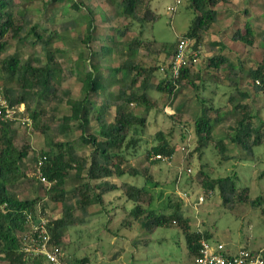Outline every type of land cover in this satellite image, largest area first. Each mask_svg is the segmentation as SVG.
Masks as SVG:
<instances>
[{
  "label": "trees",
  "instance_id": "trees-1",
  "mask_svg": "<svg viewBox=\"0 0 264 264\" xmlns=\"http://www.w3.org/2000/svg\"><path fill=\"white\" fill-rule=\"evenodd\" d=\"M51 1L55 0L41 2L42 7ZM110 1L116 6L115 15L124 13L125 17L130 18V22L123 29L118 28L117 32L121 37L126 35L130 23L139 22L142 25L145 21L153 22L157 17L156 12L150 7L151 0ZM220 1L225 0H189L193 15L182 35L194 37L196 44L201 45L204 32L216 21L214 7ZM15 4V0H0V72L10 79L9 83L2 86V91L9 105L23 104L21 114L30 120L29 129L40 131L46 137V142L44 149L35 151L30 157L32 165L28 166L24 163V159L34 151L28 130L25 129L21 135H17V129L13 126L15 123H12L14 120L8 122L0 118V261L7 264H49L43 256L31 254L23 249V240L31 228V221L45 218L50 243L60 245V229L69 227L75 229L77 225L87 221L85 218L88 214L87 207L95 203L101 206L98 215L103 218L106 213L107 218L109 217L106 223L111 221L109 210L112 214L118 207L120 212L127 211L126 218L116 228L118 232L120 226H124L128 232H131L134 226H140L151 234L160 225L171 224V221L177 222L185 234L187 249L194 259L198 254L200 240L208 241L211 234L205 229L199 231L191 227L190 220L182 207L181 197H187L185 189L182 192L172 187V192L175 194L176 191L177 199L180 201L172 202L170 196L164 207L154 208L153 192L146 186L149 179L147 170L150 164L163 161L152 157L155 154L166 155L167 159L163 162L167 164L171 162L174 166V154L183 151L176 168L180 166L185 176L189 177L191 154L194 150L200 152L202 147L208 145L216 148L222 160L230 159L231 156L226 153L224 139L215 141L212 136L214 125L220 121L227 124L225 132L229 140L239 144L246 155H253L255 146L264 145V119L257 116L250 103L240 100V97L247 98L249 94L246 90L237 88L239 84L235 79L237 71L233 69L234 65L229 57L220 51L218 55L209 58L207 68L217 71L224 67L226 70L227 85L231 88L226 100L231 105L230 112L224 117L219 116L221 106H215L211 97L208 103L198 94L199 110L192 118V133L195 139L192 140L190 131H186L188 138L181 143L172 142L171 136L176 130L175 127L171 126L168 134L163 130V120L156 124L153 132L149 131V127L152 126V121H156L159 113L162 117L166 116L176 121L179 120L176 119V114L180 112L174 114L165 112L163 106L158 107V102L151 96L150 91L171 96L172 99L169 104L167 103L171 106L177 90H185L189 86L194 89L199 87V83L195 80L201 72L194 68L196 63L182 67L179 75L174 77L169 68H161L167 64L168 59H164L160 64L154 62L146 65L139 55V59L132 58L134 53L138 54L140 48L146 51L152 50L153 40L144 39L139 34L131 37L128 42L113 40L111 43L101 45L99 49L89 48L91 53L87 57L81 51L75 56H69L59 47L48 51L52 43L62 39L63 31L78 25L77 19L95 22L94 15L98 9L82 0H74L72 6L76 10L75 16L57 21L54 27L51 24L40 30L39 24L33 22V12L23 8L20 11L16 10ZM99 16L102 20L105 19L103 13L100 12ZM93 32L92 24L86 25L76 38L89 47L95 40ZM260 35L264 49V30H261ZM230 38L243 45H252L255 35L250 21L246 19ZM13 39L31 48L39 47L43 55L40 57L29 54L24 61H21L16 54L8 51ZM176 41L177 39L163 43L157 53L161 51L165 52V55L172 54ZM113 44H116V52H121L125 48L128 57L112 66L108 76L104 78L99 64L88 63L89 58L95 56L98 62L100 57L109 56ZM209 44L212 47L219 44L224 46L215 40L210 41ZM88 65L90 69H87ZM157 73L162 74V77L154 81ZM248 76L252 89L264 93V63L260 61V64L249 69ZM70 79L79 86L76 95L64 84ZM113 85L117 87L116 91H113ZM238 91L239 100L235 96V92ZM99 95H102L103 99L97 105L91 97ZM61 107H67L69 113L60 114ZM137 108H141L143 113L137 114ZM109 114L112 115L111 119L108 118ZM179 117L182 118L180 114ZM255 119H257L256 123H254ZM91 120H94L98 127L96 133L87 132ZM72 129L80 131L79 137L82 142L91 147L89 152L78 153L74 148L73 140H58L60 134L69 133ZM183 131L184 129L179 126L180 134L186 135ZM139 154L149 163L141 169L130 164V160L138 158ZM37 165L49 184L40 182L36 174ZM70 171L73 175H70ZM201 173L203 172L199 169L198 173L193 175L199 178ZM124 175L141 176L144 182L141 185L128 180L116 182V179ZM261 175H264V171ZM71 178L81 182L73 188H68L65 183ZM177 178L179 179L180 175H175V185ZM37 183L43 186H38ZM17 184H22L28 192L34 186L38 192L42 188L43 194L33 193L31 197L19 196L11 189ZM199 186L203 187L201 192L204 194L217 193L221 198V204L232 208L237 203L247 201L253 206L260 199L256 197L249 200L248 187L238 185L235 170L223 176L212 177L205 174ZM112 191L120 192L117 199L120 203H113L111 207L105 208L107 203L104 195ZM47 200L59 203L60 216L56 218L46 216ZM128 202L131 205L127 209ZM76 211L80 214H75ZM261 213L264 215V207L261 208ZM102 223L105 225V222ZM118 232L114 231L113 234ZM116 254L117 252L110 259H114ZM73 257L74 262L89 263V257L86 255L79 259Z\"/></svg>",
  "mask_w": 264,
  "mask_h": 264
},
{
  "label": "rangeland",
  "instance_id": "rangeland-1",
  "mask_svg": "<svg viewBox=\"0 0 264 264\" xmlns=\"http://www.w3.org/2000/svg\"><path fill=\"white\" fill-rule=\"evenodd\" d=\"M45 0H15L16 10H27L32 11L34 15L33 22L39 24L38 28L40 30L47 28L51 24H54L59 20H64L75 16V8L73 9L72 3L74 0H55L50 3H46L42 7V3ZM264 1V0H263ZM262 1V2H263ZM82 2L87 3L93 8H97L101 13L105 15V19H101L100 12L96 10L94 18L95 22H84L81 20L77 21V26L71 28L70 30L62 32V39L52 43L48 51H52L54 47H59L65 50L68 55L75 56L78 52H83L84 55H89L91 50L99 49L101 45L107 42H117L122 40L123 42H128L129 39L137 34H139L144 39L153 40L152 50L146 51L140 48L137 52L133 54L132 58L139 57L143 60L146 65L162 63L164 59H168L171 53L157 50L161 48L162 44L165 42H173L177 37L181 36L188 25L190 24L193 11L189 5V0H182V2L176 7L174 11H170L167 5L172 2V0H151L150 7L157 14V17L153 22L145 21L142 25L139 22H133L129 24V30L126 35L121 37L119 35L118 28L123 29L126 24L130 22L129 17H125V14H114L115 4L110 0H82ZM225 0L223 3L216 5L219 9L228 8L230 15L235 16V12H240L234 20L235 23L242 26L243 22L248 19V15L251 13V19L249 20L255 33V41L252 45H243L239 42L231 41L228 37L232 32L228 30L227 32L218 31L216 32H204L203 41L201 43V56L194 65L196 70H200V76L195 80L199 83V87L194 89L193 87H187L185 90H177L175 97L173 98V104L171 106L169 101L172 99L165 93H160L151 90V96L155 98L158 102V107L163 106V110L167 113L174 114V112H180L182 118L176 113V119L172 120L169 117L157 114L156 121H152V126L149 127V131H154L155 126L159 121L163 120V130L165 134L170 130L171 126L175 127V131L172 132V142H179L188 138V133L192 140L195 139L192 131V118L196 115L199 110V100L198 96H202L207 100L211 97L213 104L215 106H221L219 108V116L224 117L228 114L231 109L230 103H227V97L231 90L228 87V80L226 77V70L223 68L217 71H212L213 69L207 68L209 58L212 55H218V52L224 51L230 56V60L233 63V69L237 71L235 79L239 82L237 88L239 90H246L249 94L247 98H241L243 102L250 103L253 111L256 112L259 118L264 119V93L255 92L251 87V80L248 76V70L254 68L260 61L264 63L263 54L264 49L261 44V27L264 28V7H259L258 0H238L233 5H230ZM264 3V2H263ZM13 7V9L15 8ZM23 8V9H22ZM261 10V12H260ZM243 12L246 15H243ZM259 16V20L257 17ZM254 19V20H252ZM262 21V24L260 23ZM94 30L93 35H95V40H93L89 47L83 45L78 41L76 35L84 30L86 25H91ZM260 30V31H259ZM110 37V39L108 38ZM220 40L224 46L220 44L217 46H211L209 41ZM113 42V43H114ZM233 43V44H232ZM126 45V44H125ZM90 48V49H89ZM116 44H113L112 52L105 57H100L97 62L95 56L89 58V62L98 63L103 71V77L108 76L110 68L115 66L118 61L128 57L125 48L120 52H116ZM8 51L14 53L24 61L29 54H34L37 56H42L43 52L39 47L31 48V46L24 45L17 40H11ZM151 52V53H150ZM104 53V51H102ZM139 55V57H138ZM156 60V61H154ZM89 64V65H90ZM89 65L87 69H90ZM162 77V74L157 73L154 77V81H157ZM204 80V83L203 80ZM10 82L9 77L3 72H0V85L3 86ZM65 86H68L74 95L77 94L79 86L73 79L66 81ZM109 89V88H108ZM111 89V88H110ZM113 91H116L117 87L113 85ZM213 90V91H212ZM233 90V89H232ZM197 91V94H196ZM238 92H235V96L238 99ZM199 94V95H198ZM102 95L97 97L92 96L91 100L100 104L102 101ZM239 100V99H238ZM60 114L69 113L67 107H61L59 110ZM136 113H143L141 108H137ZM108 118H112V115H108ZM179 121V122H178ZM257 119L254 120V123ZM175 123V124H173ZM225 122H218L213 127L212 136L214 140L224 139L225 146L227 148V154L231 156L228 160H222L219 153L214 146L208 145L207 147H202L200 152L195 151L190 156V171L191 176H185L182 168L179 165V159L181 158L183 151L174 154V163L172 166L169 164L158 161L155 164H150L143 159L139 154L138 158L131 159L130 164L132 166L141 169L143 166H148L147 176H149L147 182V188L153 192L154 199L152 206L154 208L164 207L169 197L173 199L172 202L180 201L177 199V188L179 191L185 189L187 193L185 197H181L183 201V211L185 215L188 216L190 220V225L194 229L207 230L211 235L208 241L214 245L217 241L223 243L225 249L229 253L237 251L238 248L245 247L252 251L262 250L264 255V215L261 213V208L264 207V175L261 173L264 171V145H258L253 148V155H246L241 146L229 140L226 132ZM17 129V135L22 134L24 130H28L31 144L33 150L29 153V156L24 159V163L28 166L32 165L30 159L31 156L35 154V151L44 149L46 137L40 131H31L29 127L25 124H13ZM179 126H181L183 132L186 135H181L179 132ZM27 127V128H26ZM87 132H98V127L94 120H91ZM80 131L77 129H72L69 133L60 134L58 140H73L74 148L78 153L89 152L91 147L89 144L82 142L79 137ZM168 134V133H167ZM169 136V135H167ZM192 146L190 147V149ZM183 167V166H182ZM202 170L203 173L199 175V178L193 174L198 173ZM233 170L237 173V183L239 186H247L249 193V200L256 197L260 199L252 206V203L242 202L237 203L233 208L224 206L221 204V198L217 193L213 195L204 194L201 192L203 187H200V181L205 176H219L226 175ZM205 173V174H204ZM180 175L175 185V175ZM70 175L73 172L70 171ZM193 175V177H192ZM191 177V178H190ZM119 180H128L137 185H141L144 182V178L141 176H129L124 175ZM81 181H77L74 178L66 181V186L68 188H73L74 185L79 184ZM38 186L40 183H37ZM172 187L174 188L175 194L172 192ZM39 188V187H38ZM19 196H33V193H41L42 188L39 192L36 186L32 187L31 190L26 191L22 184H17L11 188ZM183 192V191H182ZM119 191H112L107 195H104L105 203L109 208L113 203L119 204L117 201ZM202 193L204 195V201L197 203L196 196ZM190 194V195H189ZM176 196V197H175ZM113 201L112 203H109ZM131 203H126V208L130 207ZM88 208V214L86 215L87 221L77 225V228L69 227L62 228L61 231V242L60 245L66 255L67 260L71 264H76L79 262H74L73 259L82 258L84 255L89 257L90 264H127L128 262H133V264H194L193 255L189 253L186 244V237L183 230L178 226V223L171 221V224L158 226L151 234L140 226H134L131 232H128L124 226H120L119 232L116 230L119 223L127 215V211L120 212V208L111 214V218L108 223L107 214L104 213L102 216L98 215L101 212L100 204H92ZM111 209V208H110ZM46 216L50 218H56L61 215L60 205L57 202L47 200ZM75 214H80L76 211ZM105 222V225L104 223ZM107 224V226H106ZM78 230V231H77ZM118 232V234H113V232ZM125 238H124V237ZM144 242V244H142ZM146 243V245H145ZM116 254L114 259H110L113 254ZM71 255V256H70ZM45 261V260H44ZM46 262V261H45ZM0 264H7L0 261Z\"/></svg>",
  "mask_w": 264,
  "mask_h": 264
},
{
  "label": "built area",
  "instance_id": "built-area-1",
  "mask_svg": "<svg viewBox=\"0 0 264 264\" xmlns=\"http://www.w3.org/2000/svg\"><path fill=\"white\" fill-rule=\"evenodd\" d=\"M182 0H172L167 5L170 11H174ZM201 52V45L196 44L195 39L190 35L180 36L175 44L173 53L169 58L167 68H169L172 76L179 75L182 67L190 63H196ZM23 105L20 107L10 106L0 92V116L2 118H13L15 114L22 111ZM155 158L166 161L167 156L163 154H155ZM40 164V161L38 162ZM38 176L42 181H46L41 172ZM203 195H198L197 203L202 202ZM46 219L40 218L39 221H31V228L25 234L23 240V249L34 255H41L49 264H71L60 245L50 243V235L46 227ZM264 257L262 250L256 253L241 247L233 253H229L222 242L217 241L214 245L205 239L200 240L198 254L194 257V264H263ZM82 264V263H76ZM86 264V263H84Z\"/></svg>",
  "mask_w": 264,
  "mask_h": 264
},
{
  "label": "crops",
  "instance_id": "crops-1",
  "mask_svg": "<svg viewBox=\"0 0 264 264\" xmlns=\"http://www.w3.org/2000/svg\"><path fill=\"white\" fill-rule=\"evenodd\" d=\"M228 1L229 2H226V3H228L230 5H233V3H236L238 0H228ZM252 1H254V0H252ZM258 1H259V7H264V3H263L264 1L263 0H258ZM223 2L224 1H220L219 3H223ZM218 4H216V5H218ZM216 5L214 7V10L216 12L215 13L216 21L214 23H212L211 27H209V29L207 31L209 33L210 32L218 33V31H221V30H222V32H227L228 30H231V32L233 33L237 28H239V25L237 23H235L234 20L236 19L237 15L240 14V12L236 11L235 12V16L233 17L232 14L230 15L231 12L229 13V11H231V10H229L227 7L223 8L224 7L223 6V7H220L222 9H219V7H217ZM260 12H261V10H260ZM243 15H246V14L243 12ZM250 17H251V13L248 15V17H247L248 19L247 20H250L251 19ZM252 20H254V19H252ZM257 20H259V16L257 17ZM260 23L262 24V21ZM260 30H264V28L261 27ZM231 34L228 36L229 38H230ZM230 40L233 41L231 38H230ZM212 41H214V40H212ZM215 41L220 42V40H215ZM223 54H225L226 56L229 57V59H231L229 55L224 53V51H223Z\"/></svg>",
  "mask_w": 264,
  "mask_h": 264
},
{
  "label": "clouds",
  "instance_id": "clouds-1",
  "mask_svg": "<svg viewBox=\"0 0 264 264\" xmlns=\"http://www.w3.org/2000/svg\"><path fill=\"white\" fill-rule=\"evenodd\" d=\"M180 37V36H179ZM179 37H177L176 39H178ZM194 38V37H193ZM202 48V47H201ZM201 52H202V49H201ZM201 52H200V55H201ZM200 55H199V58H200ZM170 56H171V54H170ZM170 56H169V58H170ZM169 58H168V60H167V64L166 65H164V66H162L161 68H163V69H165V68H167V66H168V63H169ZM198 58V59H199ZM197 63V62H196ZM0 92H1V94H2V96L4 97V95H3V91H2V86L0 85ZM5 98V97H4ZM5 100H6V98H5ZM7 102V101H6ZM7 104H8V102H7ZM9 105V104H8ZM21 105H23V104H19V106H17V107H20ZM10 106H14V105H10ZM24 107V106H23ZM22 111H23V109H22ZM22 111H20V112H18L17 114H15L14 115V117L13 118H2L1 116H0V118H2V120H6V121H8V122H12L13 120V122L12 123H15V124H25V125H27V126H29L30 124H29V119L24 115H22L21 114V112ZM38 171L39 172H41L40 170H39V165H37L36 166V174L38 175ZM41 174H42V172H41ZM43 175V174H42ZM39 177V180H40V182H42L43 184H49V181L45 178V180L46 181H42L41 179H40V176H38ZM61 246V245H60ZM64 252V251H63ZM65 254V253H64ZM66 256V255H65ZM263 257H264V255H263ZM47 261V260H46ZM264 264V263H263Z\"/></svg>",
  "mask_w": 264,
  "mask_h": 264
}]
</instances>
